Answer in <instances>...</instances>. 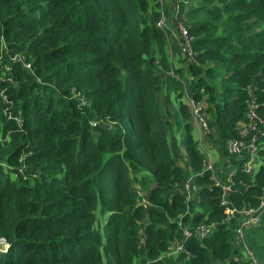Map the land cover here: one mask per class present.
<instances>
[{
  "label": "trees",
  "instance_id": "trees-1",
  "mask_svg": "<svg viewBox=\"0 0 264 264\" xmlns=\"http://www.w3.org/2000/svg\"><path fill=\"white\" fill-rule=\"evenodd\" d=\"M170 1L193 39L188 94L205 97L223 153L250 99L264 121V0ZM158 5L0 0V264H240L235 221L222 223L220 189L192 141L183 81L161 78L169 63ZM161 91L180 102L175 126L195 201L173 194L187 172L170 153ZM259 142L255 175L244 174V159L230 161L228 201L237 209L264 202V136ZM178 223L214 229L165 257L181 237ZM243 237L264 264V214Z\"/></svg>",
  "mask_w": 264,
  "mask_h": 264
},
{
  "label": "built area",
  "instance_id": "built-area-1",
  "mask_svg": "<svg viewBox=\"0 0 264 264\" xmlns=\"http://www.w3.org/2000/svg\"><path fill=\"white\" fill-rule=\"evenodd\" d=\"M183 4H186V2L183 1ZM178 5L179 4L175 5L173 8L175 15H178L179 13ZM155 26L163 33L164 36L169 35L168 33H170V29L166 26L163 13L161 11L158 12V20L156 21ZM173 30L176 39L177 57L181 63L180 66L186 67L195 60L193 39L187 33L185 24L182 22L175 21ZM170 74V77L175 78L171 72ZM181 101L188 110L189 123L196 132L195 144L197 150L203 157V161H207L204 169L211 173V179L214 182V185L220 189L221 194L219 198V205L224 208L223 213L225 215L222 223L230 225L231 220L235 221L232 233L234 237V245L239 250L240 264H259L247 248L243 233L245 229L254 228L259 224L260 217L264 214V202H260L257 208L248 207L242 209H237L229 203V185L232 181L233 169L230 171L227 170L228 172L225 174L224 171H222V174L225 177L223 182L217 179L213 173L212 165L210 163V154L205 147V142L208 140V136L210 135L208 128L209 117L205 112V99L201 98L196 100L192 98L185 91L184 86H182ZM256 108L257 104L255 103V100L250 99L246 107L245 121L238 123L236 127L238 139L231 140L224 146V154L228 158H232L234 160L244 159V162L242 163V170L244 174L249 176L255 175L262 164V160L258 156L257 149L260 145V138L264 136V121L257 115ZM196 191V186L194 185L192 176L190 175H187L182 182L173 185V194L182 196L186 202L195 201L197 199ZM134 195L142 210H146L150 206L148 199L139 190H135ZM177 225L181 237L179 240L173 242L172 247L165 254V257L174 258L182 251V243L184 240H202L208 237L214 229V225L212 224H198L193 227H188L186 225L183 226L180 223ZM0 243L3 244L2 249L5 250L7 245L3 240H0ZM241 259L243 261H241Z\"/></svg>",
  "mask_w": 264,
  "mask_h": 264
},
{
  "label": "rangeland",
  "instance_id": "rangeland-1",
  "mask_svg": "<svg viewBox=\"0 0 264 264\" xmlns=\"http://www.w3.org/2000/svg\"><path fill=\"white\" fill-rule=\"evenodd\" d=\"M166 7V13L163 12V8ZM175 7V3H173V1L170 0H159V5L157 8V12L161 11L163 13V17H164V21L166 26L169 29H173L174 26V22L175 21H179V22H183V20L181 19V16L179 15H175L173 12V8ZM174 33V32H173ZM170 34V33H168ZM165 42H164V51L166 54V58L168 60L169 63V69H168V73H162L161 78L164 79V76H169L171 75L170 72L175 76V78L177 79H181L183 81V85H181V89L182 86H184L185 91L187 93H189V88L192 82L195 81V77H191L187 75V71L185 70L186 67H181V63L180 60L177 57V52L176 49L174 50V44L172 42H170V39L168 36H164ZM175 70L178 71V73H174ZM156 71L159 73L160 69H156ZM218 85V84H216ZM178 93V92H177ZM200 93H202L200 91ZM165 97H167L165 95ZM203 99H205V97H202ZM180 102L178 100H176L175 98H170L168 101L164 99L163 93L162 91L160 92L159 96H158V104L159 107L162 111V117L168 122L167 125V141L170 147V153L172 155V157L177 161V164L184 168L187 167V170H185L187 172V175L190 173L189 167L186 164L184 159V142L182 145V141L183 138L180 134V128L175 126V117L176 114L178 115V104ZM167 110V113H165V111ZM186 112L188 114V110L186 109ZM211 135L208 136V140L205 142V147L207 148V151L210 154V163L212 165V169H213V173L214 175L219 171H224V174L227 173L228 171H230L231 169H233V166L231 164V160L236 161L232 158H228L225 154L224 151L223 153H221V149L219 146H217V144L214 142L215 141V134L213 133L211 138ZM260 144V143H259ZM196 145V144H195ZM261 146V144L259 145ZM264 147V146H262ZM225 156H224V155ZM207 161H203V166H205L207 163ZM188 163V161H187ZM228 170V171H227ZM194 201V200H193ZM3 244L0 243V250L2 249ZM241 261H243L241 259ZM244 263V262H242Z\"/></svg>",
  "mask_w": 264,
  "mask_h": 264
},
{
  "label": "crops",
  "instance_id": "crops-1",
  "mask_svg": "<svg viewBox=\"0 0 264 264\" xmlns=\"http://www.w3.org/2000/svg\"><path fill=\"white\" fill-rule=\"evenodd\" d=\"M173 32H174V30L173 29L172 30L170 29V34L168 35V37L170 39V42H172L174 44V50H175L176 49V39H175V36H174L175 33H173ZM176 119H178L179 122L182 121L181 118L179 117V115H177V114H176ZM188 123H189V118H188ZM189 125H190V123H189ZM191 133H192V141L195 142V140H196V132H195V130H193L192 127H191ZM182 145H183V141H182ZM183 153H184V151H183ZM183 156H184V159L186 160L185 154ZM185 162L187 164V161H185ZM184 169L187 170V167H184Z\"/></svg>",
  "mask_w": 264,
  "mask_h": 264
}]
</instances>
